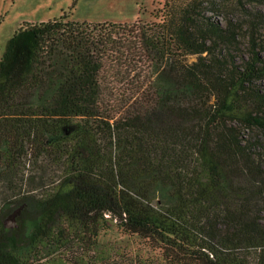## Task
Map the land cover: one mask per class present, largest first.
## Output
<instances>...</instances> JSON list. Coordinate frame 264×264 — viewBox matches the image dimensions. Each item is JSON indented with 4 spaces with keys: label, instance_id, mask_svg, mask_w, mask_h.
<instances>
[{
    "label": "trees",
    "instance_id": "trees-1",
    "mask_svg": "<svg viewBox=\"0 0 264 264\" xmlns=\"http://www.w3.org/2000/svg\"><path fill=\"white\" fill-rule=\"evenodd\" d=\"M197 10L165 0L156 22L124 24L64 13L8 41L0 264H109L92 252L109 220L174 264H264V153L243 136L264 132V60L255 42L226 60L237 34Z\"/></svg>",
    "mask_w": 264,
    "mask_h": 264
},
{
    "label": "rangeland",
    "instance_id": "rangeland-1",
    "mask_svg": "<svg viewBox=\"0 0 264 264\" xmlns=\"http://www.w3.org/2000/svg\"><path fill=\"white\" fill-rule=\"evenodd\" d=\"M178 6L198 7L202 21H213L231 27L237 34L235 42L222 49L226 60L241 64L252 52L255 42L264 60V0H173ZM165 0H0V59L8 41L25 22L39 23L59 18L64 13L68 20L90 23H153L163 9ZM194 60V58H192ZM258 94L264 93V78L254 85ZM251 152L262 158L264 132L245 130ZM32 165H27L29 169ZM263 202L259 207L264 214ZM161 244L129 234L113 220L102 228L92 252L109 264H174L164 257ZM254 263V257H251Z\"/></svg>",
    "mask_w": 264,
    "mask_h": 264
}]
</instances>
